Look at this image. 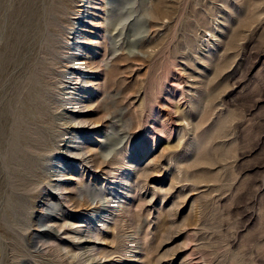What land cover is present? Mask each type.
<instances>
[{
    "label": "rangeland",
    "instance_id": "1",
    "mask_svg": "<svg viewBox=\"0 0 264 264\" xmlns=\"http://www.w3.org/2000/svg\"><path fill=\"white\" fill-rule=\"evenodd\" d=\"M103 3L75 85L79 0H0V264H264V0Z\"/></svg>",
    "mask_w": 264,
    "mask_h": 264
},
{
    "label": "bare ground",
    "instance_id": "2",
    "mask_svg": "<svg viewBox=\"0 0 264 264\" xmlns=\"http://www.w3.org/2000/svg\"><path fill=\"white\" fill-rule=\"evenodd\" d=\"M79 2H80V4L78 6V10L77 11L75 10L76 11V14H75L76 19H75V23L74 24L79 26V28H77V29H83V33H81L82 31L78 30L75 33V35L73 36V38H72V43L70 44V51L71 52H70V54H69V56L67 57L66 60L71 65V67H73V69L69 70L68 72H66V75H65V79L67 81H71V82L72 81L73 82L76 81L75 85H77V83L81 80V77L79 75L77 76L74 70L77 67L91 69L93 67V64H94V56L91 55L89 52H91L92 49H94V46H97V47L99 46L98 43H94L95 42L94 41L95 38L91 36V35H95V33L90 32V30H89V28L87 26L91 25V26H95L96 27V26H99L103 22L106 21L105 16L103 15V11H104L103 0H94V2H92L91 0H79ZM99 10H101V11L99 12ZM100 13L102 14L101 16H100ZM82 20H87L88 25L87 26H83V23L81 22ZM85 45L88 46V47L90 46V47L89 48H85ZM84 78L86 79V76ZM81 82H82V84L83 83H89V80H83L82 79ZM75 91H77V86L74 87V89H73V91L71 93H67L66 95H63V104H62V106H64L65 108H69V109L70 108L71 109L77 108V106H81L82 109L89 108L91 103L93 102V100H92V92L90 91V89L86 88L84 91H82V93H80L79 96L76 97L77 99L75 98V94H74ZM71 109H70V111H71ZM78 109H80V108H78ZM64 114L65 113H63V116H64ZM167 118H169V117H167ZM169 120H171V118ZM61 125L62 126L70 125V120H68V117H67V119H66V117H62L61 118ZM81 155H82V158H81L82 161L85 164H87V165L88 164H93L95 161H97L96 155L92 154V152L90 151L89 147H85L83 150H81ZM56 167L57 168H54V170H53L54 174H51V177L55 178L52 190H54L57 193L58 199L62 203H65V204L72 203L71 201H73V199L69 195H67L65 193L66 192V187L61 185V184H59V180H58V179H60V178H62L64 176H66L65 175L66 171L63 168V164L60 163ZM128 180L129 179L126 176H124V177H122L120 179L121 183H127ZM113 203L116 204L117 202L115 201ZM113 207H114V205H113ZM113 210H115V209H113ZM87 231H83L81 229H76V232H79V233L84 234V235H82L80 237L79 236L74 237L73 239L74 240L75 239H77V240H80V239L85 240L87 238L88 239L92 238L91 236H89L90 233H88ZM78 246H80V245H78ZM81 246H83V245H81ZM80 251H82L81 254L86 255L85 258H87L86 261L84 262V264H86L88 261L93 262L94 260H101L102 259V257H100V255L98 253H96V252H94V254H90L89 253V252H91V251L93 252L95 250H89L88 248H84V249L81 248Z\"/></svg>",
    "mask_w": 264,
    "mask_h": 264
}]
</instances>
